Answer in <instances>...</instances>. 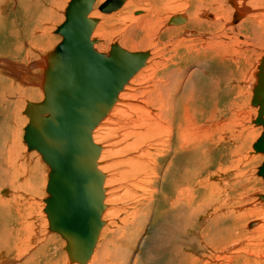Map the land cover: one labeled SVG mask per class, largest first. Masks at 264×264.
<instances>
[{"label":"bare ground","instance_id":"6f19581e","mask_svg":"<svg viewBox=\"0 0 264 264\" xmlns=\"http://www.w3.org/2000/svg\"><path fill=\"white\" fill-rule=\"evenodd\" d=\"M73 1L74 0L68 1L67 6L63 11L65 20L56 29L55 34L60 37V42L54 47L52 51H50L48 54L44 55L41 58L42 67L41 65L39 67L42 68V72H41L42 74H40L39 76L40 82L38 85L42 90V95H43L42 101L44 100V91H43L44 88L42 86L44 82H46V89L51 91V90H58L59 86L62 87L65 85L66 87L67 85L71 86L74 83L75 86H81L83 84H88V85H94L100 83L104 84L105 81H107L114 74L113 80L108 82V85H110L112 82H114L116 77L120 76L128 67H130L132 62L134 63V65L136 64L134 60L137 57L143 55L140 63V67L125 82V84L122 87V90L118 94V99L116 103L106 113V115L102 118L100 123L94 128L91 135L92 141L95 145H98V143L100 144V142L96 141L95 139L97 138V136H94L95 133L98 134V137L101 136L102 138V139L100 138L101 140L103 139L107 140L105 144L98 145L100 146V153L97 160L98 170L105 175L103 182V188H104L103 204L105 208L103 210V213L101 214L102 222H103V217L105 215L104 212L106 210V204L112 203L110 201L111 198L109 199V201L106 202L107 198H105V195L109 196L108 192H110L107 190V187L110 185V183H114V179H115L114 175L113 177L111 175L112 178H108L106 173L107 171H109L110 167H113V165H115V163L111 162L112 163L111 164L110 162H108L107 164L106 162V164H103V162L108 158H110V156L117 157L118 155L124 153L128 155V161H127L128 168L124 171V173L121 172L120 174L123 177H130L133 179V181L128 185V189H124L125 190L124 194L125 195L129 194L131 190L133 192L137 191V193H141V196L138 200L139 202L143 201L145 206V208L143 207L144 211H142V207L139 206L138 204V209L135 210V212L131 215L132 218L130 225H128V228L132 231V234L144 228L148 224V222L151 221L150 217L152 216L153 213L156 212L158 207L160 206L165 207L164 211L161 210L155 213L157 215L156 217L160 221L158 220V222H156L155 229L153 230L154 231L153 249L155 250V252H153L154 254L148 256L149 260H154V258L156 257L158 258L160 255H162V256H167V259H165L166 264H214V260H220L221 261L220 264H233L235 258L233 256L240 257L243 255L245 256L244 258L245 264H264V256H259L258 251H256V247H252V246L249 247L248 246L249 243L246 244L248 237H243V236L241 237L238 234H234L233 232L235 231V229L233 227H226L225 225L226 223L225 224L222 223L223 220L222 214L225 211L223 206L224 202L229 201L228 197L230 196V193L231 194L234 193L238 187L244 184L243 179H241L242 177L239 178L237 175L246 172V171H242L245 168V162H244L246 160L245 156H241L238 150L235 149H234L235 151L231 150V152L232 151L233 152L232 153L230 152L231 153L230 159L232 158V161L231 163L229 162L231 165L229 170H224L226 167H224V169L221 170L223 162L221 166L217 164L218 162L217 163L215 162L216 170L214 172L207 171L212 167L214 157L217 156V159L219 161H221L226 157L222 155V151L224 150V147H222L223 148L222 150L220 145L222 146L223 145L230 146L233 144L245 145L244 143H246L247 137L251 136L252 139L250 146L249 143L246 146L252 148L255 155L258 154L254 150L253 144L256 142V140L262 133L263 128L262 126L256 124V119L258 117V108L252 104L253 88L256 85V80L254 83L252 80L253 78H251V80L247 83V85L250 86V90H251V92L248 90V94H250L249 102L251 103L252 106H254L253 112L250 114V123L252 121L254 125H256L257 127L259 126L260 133L256 134V129H254V127L248 126V129H246V127L243 126L242 128L244 130L246 129L245 131L242 128L241 130L237 129L236 131L232 129V131H230L229 133L225 132V134L227 133L225 138H223L224 130H225L224 124L228 122H226L227 120H225L223 116L215 121L216 126L214 130L212 129V127L206 128L205 126H200V124L195 123L194 115H198L195 111H198L200 113L201 119L206 118L208 114H210L213 118V115L214 116L216 114L218 115V113L216 112V108L221 104L219 101L214 99L213 101L215 102V104L212 105L213 107L209 106L212 107V109H208V110L205 109L203 104L197 105L198 106L197 108L195 106L196 105L195 103L197 101L195 97V81L193 80V77L197 75L195 74L196 70L201 71V73H205L207 72L209 66V64L207 63L215 62L216 63L215 67H217V70L214 69L209 70L210 72L218 71L217 75L216 76L214 75L215 80L214 82H212L213 88L211 89L212 90L211 95L214 98H216L217 95L216 93H222V94L225 93L224 90L222 91L219 89V86L221 82L227 80V78L226 75L224 76V78L221 77L219 75L220 74L219 71L222 68L221 62H223L226 55L228 56L227 46H228V40L231 38V37L229 38V35H234L235 33L238 34L237 36L234 35L235 37L232 36L235 39L234 41H236V43L238 42L241 46L244 45L247 46L251 50L257 46H261V45L264 46L263 45L264 29H262L263 31L261 30L262 32L260 31V29L262 28L261 26L263 25L262 22H264V7L262 6L264 0H240L241 2L238 0H227L226 4L228 6H226V4H220V3H217V5H213L214 3H212L213 6L211 7V11L210 8L208 7V2L206 0L204 1L182 0L183 3L180 4H170L167 2V0H141V4L138 3V0H124V2L119 8H117L116 10H112L109 13H104L99 10L100 12L109 15L116 11L119 12L118 10L123 7L121 9L122 10L121 14L119 13L121 16L120 20L121 21L128 20L129 22L130 21L134 22V24L136 23L135 26L128 27L127 32L124 35L125 37L124 40L125 42L129 43L128 45L130 47V50L126 49L123 43H121V45L114 44L115 46H118L116 48V50L118 51V53H116L117 55L114 53L111 54L110 52L111 49H109L110 51H108L107 54L98 51V48L100 49V47L102 46L99 45L100 43L97 44V40L91 39V37H93L92 34L98 24V19L92 16V11L94 9L95 4L97 3V0H94L91 10L87 15V18L96 19L97 23L95 25L94 30L92 31L90 38L87 39V42L89 44L86 48L84 46L83 47L74 46L77 49L80 63L76 64L72 58L60 55L59 61L55 63L52 62L51 64L48 61L50 57L49 55L57 47H59L62 42V37L60 34H58V29L64 23L67 22H68L67 28L74 26L75 24H71V20L73 19V17L74 20L77 19L81 20V18L77 15H73L72 18L71 15L68 16V9ZM135 2H137L138 4L137 3L135 4ZM183 4H185V7H188L189 9L192 10L188 14L190 17L189 20L186 19L187 17L180 15V13L178 14V10L180 11L182 9L181 5ZM21 7L22 6H19V10H21ZM136 7L145 9L144 10L145 13L143 15L142 14L139 15L140 12H137L135 13V15H139V16H135L132 11ZM256 9L259 11V13L261 12L262 15L256 13ZM175 11L177 12V15L176 14L173 15L167 21V18L164 17V14L166 12H170L168 14L170 15ZM202 11H207V14L204 15L200 14V12ZM208 12L212 13L214 17ZM202 18H208L210 20L214 19V21L210 22ZM187 21H189V23L186 26H183ZM80 23L81 24L78 25V27L83 26V24L85 23L83 17ZM160 25H162L163 27L158 28V26ZM181 25L182 27H177ZM155 27L158 29H156ZM34 30L35 31L32 33L36 35V33L39 30L38 29H34ZM244 32L247 33L248 35H242V33ZM39 33L40 35H42V31ZM140 34H144V36L137 41V39H139ZM78 38L79 36H77L76 38H72L71 41L74 42ZM162 38L169 41V44L167 46L168 49L171 51V55H172L170 59L164 57L167 46H165V48L160 47L161 43H163L161 41ZM239 38H241V40H239ZM249 38H252V40ZM230 41L232 42L233 39L232 40L230 39ZM72 42L69 43L71 46L73 45ZM31 43L32 45H36V46L38 45V43H33L32 41ZM114 45H111V48ZM151 46L152 48H154L153 54L155 53V51H157L158 53L154 54L155 57L150 65L148 64L150 62L149 58L151 57V55L148 52L132 51L141 48H150ZM6 47L8 48L7 51L4 52L0 51V53H4V54L7 53L8 58L15 59V54L18 51V48L14 49V47L16 46L11 45L10 43H8ZM245 50H247V48ZM201 55L203 56L202 58L200 57ZM242 57H244V55ZM262 58L258 60V63L256 65H260ZM5 61L10 62V65L6 64ZM199 61L201 62L200 64L197 63ZM182 63L184 64L183 66ZM202 63H205L207 65H202ZM53 64L56 65L57 67L54 66ZM36 65L38 66V61ZM58 65H69V66L67 67V69L66 68L58 69ZM0 66H4V67L12 66L13 73L18 77H20V74H18L19 70L20 71L22 70L23 72H26V74H28L27 73L28 65L27 66H24V64L20 65L15 62H11L9 60H5L1 57H0ZM31 66L34 69L35 66L34 65ZM192 67L194 72L193 71L190 72L188 70L189 68ZM12 68L9 69L12 70ZM16 68H19V70ZM2 72H5V70ZM257 72H258V67L254 74L255 79ZM1 74H5V73H1ZM143 74L145 75L150 74V75L143 77L142 76ZM204 76L205 79L212 77L211 74H208L207 77L206 75ZM6 78H8V76ZM15 79L17 78L15 77L14 80ZM228 80H230V78H228ZM3 81L4 80L2 81L0 80V88H4V84H2ZM134 83L136 84L134 85ZM131 85H134V88H131L130 87ZM129 87L130 89H128ZM6 90L7 91L10 90L9 87ZM21 90L22 89H18V87H15V91L11 92L13 94L10 95L7 94L6 97L9 99L13 98L12 101L20 100L21 99L20 94L23 93L21 92ZM33 91L38 94L41 93L38 90H33ZM42 101H39L38 103ZM209 101H211V98L209 99ZM27 103H35V102L29 101ZM0 104H3V102ZM16 104L18 103L16 102ZM3 112H5V110ZM23 114L27 116L28 124H29L30 118L26 114V107ZM1 115H4V113H2ZM13 116H14V112H13ZM223 118L225 122L221 121ZM230 119H228V121ZM237 123L239 125V123L241 122L238 120ZM241 125H243V123ZM26 127L24 128V136H25ZM24 136H23V141H24ZM255 136L258 137L256 138ZM224 140H226L225 143ZM236 141H239V144ZM25 145L27 147L26 143ZM10 147H12V145ZM219 147L221 151H219ZM27 150L28 153L30 152L33 153V150H29L28 147ZM223 152L225 154V151ZM240 152H242V150ZM38 155L40 156V154ZM243 158H245V160ZM249 158H251L253 161V156ZM39 159L47 167V169L44 168V170L46 169L45 172H46L47 181H46V185L43 184V186H46L45 191L47 197L44 199V203L47 205L46 199L49 196L47 193V185L49 180L50 169L47 166V164L42 160L41 156L39 157ZM254 159L256 160V156H254ZM5 160L6 159H4V157L1 156L0 164L4 163ZM207 172L209 173V175H207L209 177L205 175ZM5 173L4 171H2V167H0V177H2L0 179V182L4 180L6 181L7 178L6 179L4 178ZM228 174L234 175L231 180L230 178H228ZM254 174H252L253 177ZM215 175L220 177L219 180L221 181V183L219 182L217 183V185L209 186L208 185L210 184L209 179L213 178ZM117 177L118 176H116V178ZM188 183H190L191 185L189 188H186ZM2 186L3 185L0 184V187ZM220 186H222V188ZM23 188L24 187H22V189ZM224 192H228V194L223 197ZM111 193L110 196L113 195V194L111 195ZM121 196H123V194ZM255 197L258 199L257 202L260 204V206L264 207V194H258ZM118 198H113V199L116 200ZM2 204H3V200L0 201V219L3 218L2 216L4 215V212L7 210L1 208ZM46 208L47 206H45L44 214L46 215L48 220V225H49L48 231L50 233L59 235L58 233L50 229V220L46 212ZM258 210L261 209L259 208L256 209V212H258ZM263 211L264 210H262L261 212ZM5 213L8 214V212ZM241 216H243V214ZM201 218L204 220L200 224L198 222L200 221ZM259 221H260L259 219L258 220L256 219V221H252L248 223L246 229L252 230L255 227H256L255 229H259V227L262 226V223L259 224ZM166 222H168L169 225L165 224ZM196 225L200 227V232L197 234L195 232L196 235L194 236H196V238L190 235V237L194 239L192 240L188 239L186 241L184 240L181 243H179V245L170 244L169 239L174 233L183 234V231H185L184 233L187 232L189 233L190 231L193 235V231L197 228ZM0 229H1V233L5 235L6 234L8 235V232L10 233V231H8L7 229V226L6 225L4 226V224L1 221H0ZM163 230H165V232L168 231V233L165 234ZM100 233L98 235V239ZM52 236L53 235H49V237L51 238ZM1 237H0V252L3 251L5 253H8L9 246H7V248L4 249L5 245L7 244V240L5 243L3 242L4 238L2 240ZM25 239L26 238H24V240ZM98 239L96 241V244L98 242ZM12 241H14V239ZM18 241H20V239L17 240V242ZM110 243H111L110 245L115 248L116 254L113 257V262H115L116 264V262H119L118 260L120 258L118 255L123 253L122 251L124 250V248L122 249V246L117 241H112ZM64 244H66V242H64ZM96 244L92 252L93 256L91 255L89 261L86 264H111L112 261H110L111 262L110 263L107 262L105 259V255L109 254L110 246L108 245V243H101L97 245V248L95 249ZM245 247H248L247 250ZM12 248H14V246H12ZM191 248H194L193 251L191 250L192 252H190ZM249 249H251V251H248ZM112 250L114 249L110 248V251ZM128 250L130 251V249H127L125 250V252ZM206 252H208V254L212 253L211 256L208 255L209 260L207 257L203 255ZM213 254H215V259H213ZM66 257L68 260V255ZM116 259L118 260L116 261ZM203 260L205 261L202 262ZM69 263L78 264L75 262L74 263L69 262ZM130 263H131L130 255L126 256L122 261L119 262V264H130ZM137 263L138 262L136 261L134 264Z\"/></svg>","mask_w":264,"mask_h":264},{"label":"rangeland","instance_id":"374dc122","mask_svg":"<svg viewBox=\"0 0 264 264\" xmlns=\"http://www.w3.org/2000/svg\"><path fill=\"white\" fill-rule=\"evenodd\" d=\"M68 1L70 0H0V51L2 52L7 51L8 48L6 46L8 45V43H10L11 45H15L16 47H14V49L18 48V51L15 54V59L8 58L7 53L6 54L0 53V57L5 60H9L11 62H15L20 65H23V64L24 66L28 65V72H27L28 74H26V72H23L22 70L20 71L19 68H16L19 70L18 74H20V77L16 76L13 73L12 66H9V67L0 66V68L2 69V70L0 69L1 70L0 72L5 73L6 75L8 74L7 76L9 78V79L6 78L7 76L5 74L0 73V80L1 81L4 80L2 83L4 84V88H0V103L3 102V104H0V150H1L0 157L2 156L4 157V159H6L4 163L0 164V167H2V171H4V173L6 171L4 178L5 179L7 178L6 181L4 180L0 182V184L3 185L2 187H0V201L3 200V204L1 205V208L7 209L5 212H8V214L4 212V215L2 216L3 218H1L0 221L4 224V226L6 225L8 231H10V233L8 232V235L9 234L10 235L8 236L7 234L5 235L1 233V229H0V237L2 236L1 239L3 240L4 238L3 242L5 243L7 240V244H8V245L7 244L5 245L4 249L7 248V246H9V249H10V250L8 249L9 251L8 253H5L3 251L0 252V264H70L69 259L67 260L66 252L64 251V248L66 245L64 244L65 241L59 235L50 233L48 231L49 229L48 220H47L46 215L44 214V209L46 206V204L44 203V199L47 197V195L45 191L46 186H43V184L46 185V181H47L46 172H45L47 167L39 159L40 156L38 155L39 154L38 152L33 151V153L32 152L28 153L27 147L23 141L24 128L28 124V118L27 116L23 114V112L25 110L27 102L32 101V102L38 103L39 101H42L43 99L42 90L38 85L40 82L39 76L40 74H42L41 73L42 72L41 58L44 55L48 54L50 51H52L54 47L60 42V37L56 35L55 33H56L57 27L60 26V24L65 20L63 11L67 6ZM105 1L106 0H97V3L95 4L96 7L94 6V9L92 11V16L98 19V24L92 34L93 37H91V39L97 40V44L100 43L99 45H101L102 47H100V49L98 48V51L104 52V54H107L108 51H110L109 49H111V45H114V44L121 45V43H123L125 45L124 47L130 50V47L128 45L129 43L125 42L124 40L125 39L124 35L127 32L128 27L135 26L136 23L134 24V22H131V21L129 22L128 20L127 21L120 20L121 18L120 14L122 11L121 9L123 7L118 10L119 12L116 11L109 15H106L100 12L98 8ZM199 1H204V0H199ZM206 1L208 2V7L210 8V11H211V7L213 5H217V3L226 4L227 0H206ZM167 2L170 4L183 3L182 0H167ZM136 3L137 2H135V4ZM138 3L141 4V0H138ZM212 3L214 4L212 5ZM242 3H245V2H242ZM19 6H22L21 10H19ZM181 6H182V9L180 11L178 10V14L180 13V15L187 17L186 19L189 20L190 17L188 14L192 10L189 9L188 7H185V4ZM226 6L228 5L226 4ZM262 6L264 7V3L262 4ZM144 10L145 9L136 7L133 9L132 12L134 15L137 12H140L139 15L141 14L143 15L145 13ZM257 11L258 10L256 9V13H259V11L258 12ZM169 13L170 12H166L164 14V17L167 18V21L173 15L175 14L177 15L176 11L168 15ZM208 13L213 16L212 13L210 12ZM166 14H167V17H166ZM200 14H203V15L207 14V11H202L200 12ZM139 15H135V16H139ZM259 15H262L261 12L259 13ZM202 19L206 21H210V22L214 21V19L212 20L208 18H202ZM188 23L189 21H187L183 26H186ZM262 24H261L262 28L260 29V31L264 29V22H262ZM165 26H166V23H165ZM161 27L163 26L162 25L158 26V28H161ZM177 27H182V25L177 26ZM34 29L39 30L36 33V35L32 33L35 31ZM41 31H42V35H40L39 33ZM234 35L237 36L238 34L235 33ZM234 35H229V38L231 37L230 39L231 40L233 39V41L231 42L230 39L228 40V46H227L228 56L226 55L223 62H221L222 68L219 71L220 73L219 75L221 77L224 78V76L226 75V78H227V80H224L223 82H221L219 86V89L222 91L224 90L225 93L224 94L216 93L217 94L216 98H214L211 95V91H212L211 89L213 88L212 82H214L215 80L214 75L216 76L218 71L210 72L209 70L210 69L217 70V67H215L216 66L215 62L207 63L209 64V66H208L207 72L205 73H201V71L196 70L195 74L197 75L193 77V80L195 81V97L197 100L195 103L196 104L195 106L197 108H198L197 105L203 104L205 109L207 110L212 109L213 107L212 105L215 104V102L213 101L214 99L219 101L221 104L220 106L216 108V112L218 113V115L217 114L215 116L213 115V118L210 114H208L206 118H204L205 120L201 119L200 113L198 111H195L198 115H194L195 117L194 121L195 123L200 124V126H205L206 128L212 127V129L214 130L216 126L215 121L220 119L223 116L225 120H227L226 122H228L224 124L225 130H224L223 138L226 137L227 133L225 134V132L229 133L230 131H232V129L234 131H236L237 129L241 130L243 126H245L246 129H248V126L254 127V129H256V134L260 133L259 126L257 127L256 125H254L252 121L250 123V114L253 112L254 106H252L251 103L249 102L250 94H248V90L250 92L251 90H250V86L247 85V83L251 80V78H253L252 80L255 83L256 79H255L254 74L257 70V67L259 66L256 64L258 63V60H260L264 56V46L262 45L257 46L255 47L256 49L253 48L251 50L245 45L241 46L238 42L236 43V41H234L235 40ZM242 35H248V34L244 32L242 33ZM143 36L144 34H140L139 39H137V41L140 40V38H142ZM249 39L252 40V38H249ZM239 40H241V38H239ZM31 41L33 43H38V45L37 46L32 45ZM161 41L163 42L161 43V46H160L161 48H165V46L169 44V41L165 40L164 38H162ZM246 48L247 50H245ZM132 51L148 52L151 55V57L149 58L150 62L148 65H150L153 62L152 60L155 57L154 54L158 53L157 51H155V53L153 54L154 48H152V46L150 48H141V49L132 50ZM240 55L242 56L244 55V57ZM171 56H172L171 51L168 49V46H167L164 57L170 59ZM200 57L202 58L203 56L201 55ZM37 61H38V66L36 65ZM5 63L10 65V62L8 61H5ZM197 63L200 64L201 62L199 61ZM207 64L202 63V65H207ZM31 65L35 66L34 69L32 68ZM40 65L41 67H39ZM183 65L184 64L182 63V66ZM9 68H12V70H10ZM4 70L5 72H2ZM188 70L192 72L193 67L189 68ZM208 74H211L212 77L205 79L204 75H206L207 77ZM149 75L150 74H146V75L143 74L142 76L145 77ZM14 76L17 79L14 80L15 78ZM228 78H230V80H228ZM207 80H208V83H207ZM135 84L136 83H134V85ZM134 85H131L130 87L134 88ZM8 87L10 90L7 91L6 89ZM15 87H18V89H22L21 92L23 93L20 92L21 93L20 100L12 101L13 98L9 99L6 97V95L13 94L11 92L15 91ZM130 87L128 89H130ZM32 89L38 90L41 93L40 94L35 93ZM12 97H15V96H12ZM210 98H211V101H209ZM16 102L18 104H16ZM209 106H212V107H209ZM4 110L6 114L5 112H3ZM13 112H14V116H13ZM2 113H4V115H1ZM224 118L221 121L225 122ZM228 119H230L229 120L230 122L228 121ZM238 120L241 122L239 123V125L237 123ZM242 123L243 125H241ZM94 136H97V138L95 139L96 141L100 142V144L98 143V145H103L107 141L106 139L101 140L102 139L101 136L98 137L97 133H95ZM255 137L257 138L258 136H255ZM254 138H253V141H254ZM251 139L252 137L248 136L246 143H244L245 145L240 144L242 146L234 145V144L230 146L220 145L222 150H223L222 147H224L223 151H225V154L222 151V155L226 157L222 159L223 161L222 160L219 161L217 159V156L214 157L212 167L207 171L214 172L216 170L215 166L217 162H218L217 164L220 166L222 165V162H223L221 170H223L224 167H226L224 170H229L231 166L230 163L232 161V158L230 159L231 157L230 155L235 150H238L241 156H245L246 160L245 158H243L245 160L244 161L245 168L242 171H246V172L243 173L244 175L243 174L237 175L239 178L242 177L241 179H243L244 184L236 189L235 191L236 193L235 192L232 194L230 193V196L228 197L230 202L229 201L224 202L223 206H224L225 211L222 214V219H223L222 223L223 224L226 223L225 224L226 227H233L235 229V231L233 232L234 234H238L241 237L242 236L248 237L246 244L249 243L248 245L249 247L251 246L256 247V251H258L259 256H264V211L261 212L262 210H264V207L260 206V204L257 202L258 199L255 197L258 194H264L263 193L264 192V180L261 177L256 175L257 168L262 163L264 159V155H262L261 153H258L260 155L254 154L253 149L249 147L251 143ZM225 142L226 140H224V143ZM236 142H238L239 144V141H236ZM248 143H249V146L247 147L246 145ZM11 145L12 147H10ZM220 147H219V151H221ZM231 150L233 151L231 152ZM241 150L242 152H240ZM228 152L229 153L231 152V153L229 154ZM252 156H253V161L251 158H249ZM254 156H256V160L254 159ZM115 157L110 156L111 159L108 158L107 160L103 162V164H106V162L107 164L108 162L115 163L116 166L113 165L114 168L110 167L109 171H107L106 173H107L108 178H112L114 175L115 179L116 180L118 179V180L116 181L114 179V183H110L111 186L109 185L107 187V190L110 192H108L109 196L105 195V198H107L106 202L109 201V199L111 198L110 201L112 203L106 204V210L104 212L105 215L103 217L104 227H102L103 229L100 233L95 249L97 248V245L101 243H108V245L110 246L109 254L108 255L106 254L107 257L105 255V259L107 262L112 261V263L111 262L110 263L115 264V262H113V257L116 254V252H115V248L110 245L111 244L110 242L117 241L122 246V249L124 248V250L122 251L123 253L118 255L120 258L117 257L119 258V260L116 259V261L118 260L120 262L126 256L130 255V258H131L130 264H134L136 261L138 262L137 264H166L165 259H167V256L160 255L158 258L157 257L154 258V260L148 259L149 258L148 256L154 254L153 252H155V250L153 249V243H154V239H153L154 231L153 230L155 229L156 222H158L159 220L156 217L157 215L155 213L161 210L164 211L165 207L163 206L158 207L156 212L153 213L152 216L150 217L151 221H149L148 224L144 228L132 234V231L128 228V225H130L131 218H132L131 215L135 212V210L138 209V204L139 206L142 207V211H144L145 206H144L143 201L139 202L138 200L141 196V193H137V191L133 192L131 190L130 191L131 194L130 193L127 195L124 194V191H125L124 189H128V185L133 181L132 178L123 177L120 174L121 172L124 173V171L128 168V165H127L128 155L122 153L118 155L116 158ZM44 168L46 169L44 170ZM208 172L205 174L206 176L209 175ZM252 174H254V177L252 176ZM41 176H42V179H41ZM116 176L118 177L116 178ZM215 176L209 179V182H210V184H208L209 186L217 185V183L219 182L221 183V181L219 180L220 177H218L217 175ZM233 176L234 175L232 174H228V178H230V180L232 179ZM1 178L2 177H0V179ZM212 182H215V183H212ZM190 185L191 184L188 183L186 188H189ZM22 187H24L25 189L23 188L24 189L23 190ZM220 187L222 188V186ZM110 193L111 195L112 194L113 195L110 196ZM122 194L123 196H121ZM227 194L228 192H224L223 197L226 196ZM113 198H118V199L114 200ZM254 203L256 204V206ZM254 208L256 209L259 208L261 210H258L259 212L258 213L256 212V209ZM241 213L243 214V216H241L242 215ZM256 219L257 220L259 219L261 221V222L259 221V224L262 223V226L259 227V229H255L256 227L253 228L252 229L253 231L247 230L246 229L247 224L252 221H256ZM203 220L204 219L201 218L198 223L201 224ZM165 224L169 225L168 222H166ZM235 225L236 227L237 226L238 227L236 228ZM163 232L165 234L168 233V231L165 232V230H163ZM184 232L185 231H183V234L174 233L169 239L170 244L179 245V243H181L184 240L186 241L188 239L192 240L196 238V236L194 235L200 232V227L197 226V228L193 231V235L190 231L189 233L188 232L184 233ZM49 235H53L52 238L49 237ZM190 235L194 238L190 237ZM10 238L12 240L14 239V241H12ZM18 238L20 239V241H18L19 243L17 242V240H19ZM24 238L26 239L24 240ZM11 242L13 245L11 244ZM12 246H14V248H12ZM110 248L114 250L110 251ZM245 248L247 250L248 247H245ZM127 249H130V251L128 250L125 252V250ZM191 250L193 251L194 248H191L190 252H192ZM248 251H251V249H249ZM211 254L212 253L208 254V252H206L203 255L207 257L209 260V256H211ZM233 257H235L233 264H245L244 263L245 256L242 255L240 257H236V256H233ZM213 259H215V254H213ZM204 261L205 260H203L202 262ZM119 262H116V264H119ZM220 263H221L220 260H214V264H220Z\"/></svg>","mask_w":264,"mask_h":264},{"label":"water","instance_id":"95a60500","mask_svg":"<svg viewBox=\"0 0 264 264\" xmlns=\"http://www.w3.org/2000/svg\"><path fill=\"white\" fill-rule=\"evenodd\" d=\"M123 2L107 0L99 10L109 13ZM93 3L94 0H74L70 4L68 16L77 15L81 20L83 17L85 23L78 27L81 20L73 17L71 24L74 26L67 28V22L58 29L62 42L49 55V63L59 61L60 55L80 63L74 46L86 48L89 44L87 39L97 23L96 19L87 18ZM77 36L79 38L72 42L71 39ZM117 47L112 46L111 54L118 53ZM142 57H137L136 64L132 62L110 85L108 82L113 80L114 74L104 84L75 86L74 83L51 91L46 89L44 82V100L27 103L26 114L30 122L25 129L24 141L29 150L40 154L50 169L46 212L50 229L66 242L64 250L71 263L86 264L89 261L103 226L105 175L97 168L100 146L93 143L92 131L116 103L123 85L140 67ZM68 66L58 65V69ZM252 104L258 108L256 124L263 128L253 148L264 155V57L256 73ZM257 176L264 180V160L257 168Z\"/></svg>","mask_w":264,"mask_h":264}]
</instances>
